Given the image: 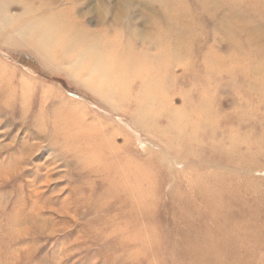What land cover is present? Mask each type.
Returning a JSON list of instances; mask_svg holds the SVG:
<instances>
[{
    "label": "rangeland",
    "instance_id": "374dc122",
    "mask_svg": "<svg viewBox=\"0 0 264 264\" xmlns=\"http://www.w3.org/2000/svg\"><path fill=\"white\" fill-rule=\"evenodd\" d=\"M44 1L0 0V264H181L186 257L172 247L196 238L212 240L210 258L220 264H264V0L242 2L237 9L249 15L241 26L238 16L224 24L225 8L205 15L186 0L188 67L173 63L159 94L164 106L143 119L135 113L142 82L119 77L127 62L110 61L127 97L107 100L91 90L84 68L71 66L76 47L65 53L39 35L29 38L34 48L22 38L31 22L24 6ZM53 1L112 41L127 34L120 2L133 8L138 33L162 6ZM45 47L51 54H41ZM203 97L212 119L196 108ZM177 108L178 129L167 114ZM199 184L216 199L206 201L212 195Z\"/></svg>",
    "mask_w": 264,
    "mask_h": 264
},
{
    "label": "bare ground",
    "instance_id": "6f19581e",
    "mask_svg": "<svg viewBox=\"0 0 264 264\" xmlns=\"http://www.w3.org/2000/svg\"><path fill=\"white\" fill-rule=\"evenodd\" d=\"M159 1L162 5L158 11L159 18L152 20V21H150V20L143 21L142 22L143 25H145L149 30L148 31L141 30V32H139V33L135 29L133 30V26H135L136 24L132 20H136L135 16H133V17L129 16V13H131V10H133V8H131V10H129V9H126L123 7L124 9H122V5L120 2V6L118 7V11H117L116 16L117 15L121 16L123 14L124 16L128 17L127 20H122V22H120V24L122 25L121 29H124L127 33L125 35L124 41H120V40L112 41V40L104 37L103 35H101V36L97 35V37H96L95 32H90V30L79 25V22L76 20V18L69 16V14H67V12L65 10L55 9L53 7V2H54L53 0L41 2L36 7L32 6V5L24 6L26 11H24L23 13H25L28 16V19H30L31 22L29 25H26V26H23L22 28H20V30H22L21 36L23 39L26 38L28 41V45L32 46L34 48H36L39 44L34 42V41H31V39H29V38L33 39L34 37H37L39 35H44L47 39L48 38H50V39L55 38L57 40V42L59 41L60 45H62V47L65 49L64 50L65 53L66 52L69 53L71 50H73V47H76V50H77L76 53L77 54L75 53L72 56L73 59L72 58L71 59H72L73 64H71V66L72 65L74 66V64H75L76 66H74V68L76 67V69L77 68H84L83 70L85 71V74H86L85 78H87V80L89 81V84L91 86V90L93 89V91H96L97 94L101 95V97H103L107 100H109L110 98H113V96H119L120 99L127 97L126 95L128 92L127 91H126L127 93L125 92L124 87L120 86L119 84H116L117 82L114 83L112 81L113 78L116 76L114 74L115 71L113 68L115 66L110 65V61H113V64H116V65L118 63H122V67H123V62H127L126 67L123 69L124 75L121 73V76H119V77L123 78V79L126 77L125 79L130 80L131 77L134 76L135 78L139 79L142 82L141 88L138 87L139 88V90H138L139 96L137 95L138 97H136V99H135V100H137L135 113H136L138 118L143 119L146 116L155 115L156 110H158V108L162 109V107L164 106V105L162 106V102H164V99L160 95L162 94L164 96V93L166 92L165 84L168 81V78L170 76L172 69L174 70L176 67L175 65H173V63L177 62L176 64H178V66H177L178 69H181V70L186 69L188 66L186 65L187 63H186L185 59L186 58L188 59V57H190L189 52L186 50V48H188L187 47L188 46L187 45L188 39L186 38L187 41L185 40V37L187 36V33H188L187 32V28H188L187 26L188 25L184 24L183 21H184V18H187L191 14L190 11H192V10L189 8L186 0H159ZM192 1L197 6V8L201 9L202 13L205 15H209L212 8H215V10H218L217 9L218 6H220V9H223V8H225L223 10L227 9L228 14L224 13L222 16V17H224L223 18L224 24H227V25L229 23L228 19L232 18V17H236V18L239 17L240 19H238L237 22L239 23L240 26L244 25V19L243 18L248 17V15H249V13L247 11L237 9L240 5H242V2L245 0H192ZM124 2H128V1L123 0V3ZM124 5H127V3H124ZM31 7H33V8H31ZM20 10H21V7H20ZM36 11H38V14H36L37 13ZM194 12L195 11H193V13ZM216 15L219 18L221 17L218 14H216ZM129 17L132 18L131 21H130ZM192 17H193V15H192ZM99 20H102V18L100 17ZM191 20L194 21L193 18ZM227 28L233 32L235 31V30H233L234 27L231 25H229V27H227ZM251 34H252V32H251ZM250 37H251V35H250ZM234 45L236 48H238V42L237 43L235 42ZM137 46H140L139 48L141 50H143L141 52L142 55L134 52L135 49L137 48ZM140 49H138V50H140ZM154 49H155V51L152 52V50H154ZM42 52L43 53H41V52L40 53L42 55H45V56H47V54H51V50L48 47H45V49ZM160 71H162V72L164 71L165 76L161 75L159 73ZM207 71H209V70L207 69ZM133 73H135V74H133ZM158 73H159V77H158ZM207 74H209L212 77L214 76V73L210 72V71ZM161 76L163 77V80H160ZM117 80H119V79H117ZM169 82H170V80H169ZM158 84L160 85V87H158ZM168 86H169V83L167 85V89H169ZM157 91H160V92L157 93ZM196 95H198L200 97L201 93H197ZM214 98H216V97H214ZM123 101H124V99H123ZM183 101H184V99H183ZM216 101H217V99L215 100V102ZM206 103H207V101L203 97L202 101L199 104L198 103L196 104V108L200 112H203V115L205 117H210L212 119L213 114H215L214 109L208 110L206 105H205ZM177 110H176L177 111L176 112L174 109L171 112H168L167 114L168 115L171 114L168 117L169 122H170L169 124L171 125V127L178 129L179 127L182 126V125L181 126H179V125L183 120L180 121V118L178 117V115H179V113H181V111L179 108H177ZM181 114H183V113H181ZM182 117H184V116H182ZM139 123L143 124L144 122L142 121V123H141V121H140ZM212 125H214V124H212ZM231 148H233V147H231ZM231 148H230V150L232 151ZM228 151H229V149H228ZM215 181H217V180H215ZM122 183H120L121 187L125 186V182H122ZM218 183H216V184H218ZM201 189H202L201 190L202 194H203V192L204 193L208 192L210 195L213 194V192L211 190L209 191V188H207V186L202 187ZM196 194L197 193H195L194 195L196 196ZM198 194H200V193H198ZM215 194L212 195V197L207 196L209 199H207V197H206L205 198L206 201H208V202L210 200L214 201L216 199V197H215V199L213 198L214 196H216ZM140 195H142V194H140ZM136 196H137V194H136ZM133 197L134 196H132L130 198H133ZM143 197H144V195H143ZM133 201L135 202V200H133ZM221 202H222V200L219 203L220 205H221ZM231 202H232V200H231ZM225 203L227 204V202H225ZM138 205H136V206H138ZM207 205H209V204H207ZM141 206H142V204H141ZM230 206H232V205H230ZM131 220L133 221V219H131ZM240 223H242V222H240ZM224 226H225V224H224ZM223 234H224V232H223ZM232 234L233 233H231V232L226 234L225 237H223V239L233 238ZM108 236H109V234H108ZM237 240H239V239H237ZM202 241H203V244L201 242V238L200 239L196 238V241L194 240L192 243H190V241H189L188 244H186V245L184 244V246L182 248L181 247L179 248L176 246L172 247L171 252L177 253L182 257H184V256L186 257V260L184 262H180L181 264H220V262L217 261L216 258H210L211 257L210 253L213 255L214 253L217 252V250H215V248L213 246V242H211L212 240L211 239H209V240L203 239ZM233 257H234V255H233ZM222 261H221V263H222ZM234 261L236 262V258ZM173 262H174V260H173ZM173 264H175V262ZM230 264H231V262H230Z\"/></svg>",
    "mask_w": 264,
    "mask_h": 264
}]
</instances>
